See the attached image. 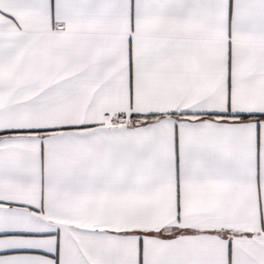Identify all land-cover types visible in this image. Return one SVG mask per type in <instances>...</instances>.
I'll return each instance as SVG.
<instances>
[{
    "label": "snow or ice",
    "instance_id": "1",
    "mask_svg": "<svg viewBox=\"0 0 264 264\" xmlns=\"http://www.w3.org/2000/svg\"><path fill=\"white\" fill-rule=\"evenodd\" d=\"M0 264H264V0H0Z\"/></svg>",
    "mask_w": 264,
    "mask_h": 264
}]
</instances>
